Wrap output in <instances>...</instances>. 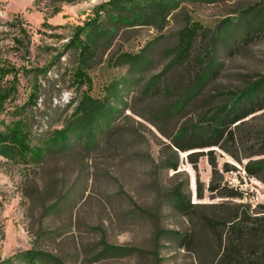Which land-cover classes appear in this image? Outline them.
<instances>
[{
    "label": "rangeland",
    "instance_id": "1",
    "mask_svg": "<svg viewBox=\"0 0 264 264\" xmlns=\"http://www.w3.org/2000/svg\"><path fill=\"white\" fill-rule=\"evenodd\" d=\"M109 1L0 0V60L8 58L21 70L15 103L27 102L32 85L38 87L39 98L31 119L35 131L49 135V139H61L83 92L92 97L119 94L111 122L117 135L111 146L86 148L75 142L73 149L50 153L34 172L0 170V264L34 246L64 258L68 264H83L93 259L101 242L127 248L129 252L109 253L91 264H209L222 252L210 231L202 227L199 231L201 261L196 253L179 248L164 233L168 229L185 232L189 226L188 220L175 212L165 198L172 187L180 186L192 202L201 205L240 203L248 205L245 209L252 215L264 210V182L246 173L243 164L247 158L239 162L217 148V178L223 193L239 189L244 196L211 192L208 187L212 168L206 155L200 157L195 168L187 155L200 149L179 152L180 172L176 173L166 162L172 154L164 144L168 139L138 114L148 115L149 110L164 105L162 98L140 102V91L150 76L164 69L179 31L190 21L202 24L208 37L216 31H230L214 45L216 74L204 91L203 103L211 105L225 93L264 74V35L241 41L242 22L233 24L248 7L264 11V0H177L180 8L167 17L161 29L140 20L133 22L131 15L136 19L140 12L129 10L124 22L108 25L109 43L98 49L90 64L83 66L91 82L79 86L73 79L79 60L69 43L75 28H87L86 23L99 16L97 11L105 19V11L97 9L101 5L107 7ZM15 14L23 17L31 35L27 51H10L14 33L6 22ZM116 14L113 12L115 19ZM208 37L198 38L196 53L205 51ZM149 43L151 46L145 50ZM122 52L145 55L148 64L143 72L137 74L123 64L119 60ZM176 72L174 76L179 74L188 80V71ZM195 107L187 109V119L195 116ZM260 130L264 131V110L243 125L241 132L247 140L242 153L262 149L261 141L250 140ZM225 163L233 168L224 170ZM199 181L205 189L203 198L197 196ZM255 251L264 256V239L260 235L250 236L243 246L245 254Z\"/></svg>",
    "mask_w": 264,
    "mask_h": 264
},
{
    "label": "trees",
    "instance_id": "2",
    "mask_svg": "<svg viewBox=\"0 0 264 264\" xmlns=\"http://www.w3.org/2000/svg\"><path fill=\"white\" fill-rule=\"evenodd\" d=\"M195 1V0H194ZM215 2L216 0H196ZM108 6L101 5L97 10H104L106 17L101 18L97 11L96 18L85 25L75 28L73 38L69 43L72 52H76L79 65L74 70L73 79L79 86L89 85L90 76L83 70L96 57L100 47L106 46L111 39L108 25L122 22L127 11H139L136 19L142 24H150L161 29L163 23L175 10L180 8L177 0H111ZM130 11V12H131ZM113 12L117 18H113ZM242 22V39L264 35V11L248 7L239 13L234 20ZM124 22V21H123ZM14 33L13 45L10 51H27L31 35L25 20L20 14H15L6 22ZM230 31L224 29L216 31L208 37L206 28L198 21H190L178 33L177 43L170 48V59L164 69L150 76L143 84L139 97L140 102L153 101L162 98L164 105L149 110L148 115L138 113L152 123L159 132L168 139L164 142L166 149L172 152L167 157L168 167L179 173V152L188 153V160L196 168L202 155H206L212 168V177L208 189L221 196H244L243 191L232 189L223 193L221 182L217 176L220 173L217 161V148L229 153L234 159L242 162L246 173L264 182V131H253L250 140H259L263 146L260 150H245L246 138L242 135L243 125L251 116L264 110V74L248 82L244 87L225 93L221 99L211 105L203 103V94L211 79L216 74L213 48L216 40L226 37ZM206 35V49L203 53H196V42L200 36ZM151 46L147 44L145 50ZM119 60L128 64L134 72L142 73L148 60L142 53L122 52ZM192 67H198L192 70ZM20 68L16 67L8 58L0 60V170L14 172L17 170H38L52 152L66 151L75 148V144H85L86 148L111 146L116 138L117 130L112 127V120L116 115L118 93L103 97H92L83 92L75 116L63 130L61 139H49V135L34 130L33 106L37 104L39 91L32 85L27 102L15 103L20 84ZM180 72L187 73L188 80L174 76ZM181 74V73H180ZM195 107V116L187 119V109ZM62 132V131H61ZM99 134V137L96 135ZM53 138V137H52ZM51 140V141H50ZM54 140V141H53ZM74 140V141H72ZM50 141V142H49ZM203 148H208L204 150ZM255 156H259L256 157ZM233 166L225 163L224 170H231ZM29 175V173H26ZM204 186L198 182L197 196L204 197ZM171 208L185 217L189 226L185 232L168 229L164 233L169 240L177 243L179 248L192 251L200 258L201 241L200 228L210 231L222 249L218 259L209 264H264V256L255 253H243V246L253 235H260L264 239V210L256 211L255 215L247 212L248 205H201L192 202L180 186L172 187L165 195ZM220 208V210H215ZM262 212V214H258ZM225 229H227L225 231ZM158 233L154 237L155 248L158 245ZM98 249L93 259L83 264H91L109 253L123 255L129 249L109 245L105 242L97 244ZM139 250V249H137ZM156 252V251H155ZM153 254L154 250L152 251ZM3 264H68L64 258L32 247L16 253Z\"/></svg>",
    "mask_w": 264,
    "mask_h": 264
}]
</instances>
